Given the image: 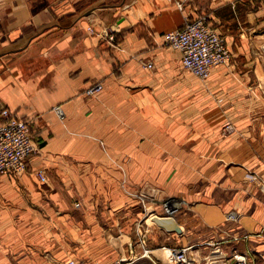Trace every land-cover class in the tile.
<instances>
[{
    "label": "crops",
    "instance_id": "1",
    "mask_svg": "<svg viewBox=\"0 0 264 264\" xmlns=\"http://www.w3.org/2000/svg\"><path fill=\"white\" fill-rule=\"evenodd\" d=\"M199 17L230 56L204 85L162 42ZM3 112L35 151L0 177V264H172L181 247L264 264V0H0Z\"/></svg>",
    "mask_w": 264,
    "mask_h": 264
},
{
    "label": "built area",
    "instance_id": "2",
    "mask_svg": "<svg viewBox=\"0 0 264 264\" xmlns=\"http://www.w3.org/2000/svg\"><path fill=\"white\" fill-rule=\"evenodd\" d=\"M114 31L109 30L102 35V39L108 43L113 41ZM162 42L172 50L180 54V63L183 70L189 72L197 79L205 81L211 68L222 66L229 62V52L225 46L223 37L212 28L203 17L185 21L176 30L164 33ZM145 67H150L147 64ZM90 88L86 94L96 91ZM53 111L60 115L58 107ZM228 129V125L225 126ZM35 151V147L28 133V123L20 118L11 117L6 113L0 115V177L19 175L26 168V160ZM37 179L43 181L44 177L37 173ZM164 202L166 215L170 216L172 210H168ZM77 206V204H75ZM189 247L175 249L171 252L173 264H188L186 251ZM228 264H247L246 256L239 252H232ZM65 264H75L67 261ZM114 264H124L116 261Z\"/></svg>",
    "mask_w": 264,
    "mask_h": 264
},
{
    "label": "rangeland",
    "instance_id": "3",
    "mask_svg": "<svg viewBox=\"0 0 264 264\" xmlns=\"http://www.w3.org/2000/svg\"><path fill=\"white\" fill-rule=\"evenodd\" d=\"M252 1H255V0H252ZM257 1V0H256ZM230 64V61L227 63V64H225V65H222V66H224V67H227L228 65ZM230 66V65H229ZM189 73V72H188ZM195 77V76H194ZM196 78V77H195ZM197 79V78H196ZM201 84H203L204 85V83H205V81H201V80H199V79H197ZM226 125H228V129H225V126ZM219 132H220V129H219ZM222 132H223V134L224 135H228V134H230V133H233L234 132V129H233V127L229 124V123H226V124H224V126L222 127ZM170 201L169 202V204H170V207H172V212L170 213V217H172L173 215H175L178 211H179V206H178V203L176 202V201H174V199H164V200H162L161 202H160V210L165 214L164 216H162V217H166V216H168V214L166 215V213H165V210H164V207H163V204H164V202H166V204H168V201ZM174 203H176L177 205L174 207L173 205H174ZM144 206V205H143ZM147 209V207H145V209L144 210H146ZM148 213H151V211L149 210V209H147L146 210V212H145V214L143 215H141L142 217V219H141V222L142 221H146L147 223H149L150 225H151V223H152V221L151 220H149L151 217H153V215L152 216H150ZM152 214V213H151ZM169 217V216H168ZM181 248H183V247H181ZM179 249V248H178ZM166 251V252H169V254L171 255V252L173 251V250H175V249H162V251ZM188 251H189V249L186 251V253H185V255H186V258H187V262H189V259H188ZM214 254H216V253H209L208 255H214ZM219 256V255H218ZM215 255L214 256H211V257H209V258H206V259H200V260H198V262H197V264H222V258L219 256V258L216 260L215 259ZM214 259L216 260V261H214ZM229 262H227L226 261V263L225 264H228ZM172 264H173V262H172Z\"/></svg>",
    "mask_w": 264,
    "mask_h": 264
},
{
    "label": "bare ground",
    "instance_id": "4",
    "mask_svg": "<svg viewBox=\"0 0 264 264\" xmlns=\"http://www.w3.org/2000/svg\"><path fill=\"white\" fill-rule=\"evenodd\" d=\"M176 205H177V204L174 203L173 206L175 207ZM166 207H167L168 210L172 209V207H170V204H169V203L167 204ZM166 221H168V224L171 225V226H168V228H167V230H169V229H171V227H172V223H171V220H170V219H166ZM156 224H157V223H156ZM158 225H159V224H158ZM159 226H160V225H159ZM173 226H174V225H173ZM164 228H165V227H164ZM165 229H166V228H165ZM162 253H163V255H165L166 257H170V256H171V255L169 254V252H166V251H164V250L162 251ZM163 255H162V256H163ZM164 258H165V257H164ZM218 258H219V257H218ZM218 258H217V259H218ZM166 259H167V258H166ZM217 259H216V260H217ZM216 260H215V261H216ZM168 262H169V261H168Z\"/></svg>",
    "mask_w": 264,
    "mask_h": 264
},
{
    "label": "water",
    "instance_id": "5",
    "mask_svg": "<svg viewBox=\"0 0 264 264\" xmlns=\"http://www.w3.org/2000/svg\"><path fill=\"white\" fill-rule=\"evenodd\" d=\"M171 230L176 232V233L179 232L178 228L175 225L174 226L172 225Z\"/></svg>",
    "mask_w": 264,
    "mask_h": 264
}]
</instances>
